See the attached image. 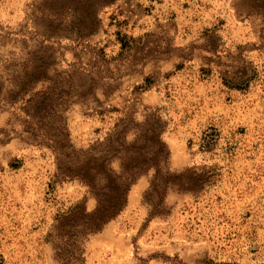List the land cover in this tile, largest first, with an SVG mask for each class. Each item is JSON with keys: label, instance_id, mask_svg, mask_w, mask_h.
<instances>
[{"label": "rangeland", "instance_id": "rangeland-1", "mask_svg": "<svg viewBox=\"0 0 264 264\" xmlns=\"http://www.w3.org/2000/svg\"><path fill=\"white\" fill-rule=\"evenodd\" d=\"M158 117L171 184L145 200L149 169L99 232L56 229L96 201L40 128L101 168L82 152ZM0 264H264V0H0Z\"/></svg>", "mask_w": 264, "mask_h": 264}, {"label": "trees", "instance_id": "trees-1", "mask_svg": "<svg viewBox=\"0 0 264 264\" xmlns=\"http://www.w3.org/2000/svg\"><path fill=\"white\" fill-rule=\"evenodd\" d=\"M80 32V31H79ZM31 70H42L43 74L41 79H32L23 84L25 93L33 88V84L37 80H47V66L49 63L46 61L45 56H34L28 60ZM159 117L157 124L145 121L138 125L134 139L128 145L129 151H121L122 147L115 146L109 150L99 151L98 155L92 153V148L84 150L83 155L94 156V159L102 161V167L97 168L91 164L88 158H84V162L75 167V161L70 157L68 150L72 148L69 142L68 133L62 134L61 131L54 136L49 135L41 129L44 133L43 136L47 138L44 141L46 146L51 148L57 160L56 168L57 173L65 178L78 179L82 184L87 187V191L95 198V208L88 212L83 206V202L73 206L67 213L63 214L57 219L56 229L68 228L66 234L68 238H76L79 236H87L99 232L109 221L114 219L126 206L127 194L130 186L135 182L137 177L149 169H154L153 177L149 184V189L144 194V199L147 200L149 193L155 192L156 188L164 182L166 186L171 182L164 174L162 165H164L169 156V151L165 144L160 140V133L162 126L159 124ZM149 123V124H148ZM146 125H148L146 127ZM120 123L115 125L113 132L105 139L110 141V137L120 135ZM145 127V128H144ZM63 130V128H62ZM61 135V137H60ZM125 143V141H123ZM65 157L68 165L62 167L58 157ZM116 158L119 161V170L115 171L111 167V159ZM204 180H207L204 178ZM76 258V257H73Z\"/></svg>", "mask_w": 264, "mask_h": 264}]
</instances>
